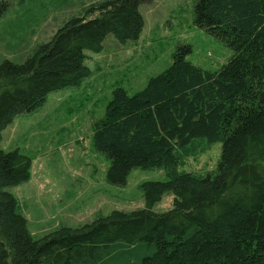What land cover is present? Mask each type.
I'll list each match as a JSON object with an SVG mask.
<instances>
[{
    "label": "trees",
    "instance_id": "trees-1",
    "mask_svg": "<svg viewBox=\"0 0 264 264\" xmlns=\"http://www.w3.org/2000/svg\"><path fill=\"white\" fill-rule=\"evenodd\" d=\"M152 1L107 0L71 18L23 64H0V142L17 115L91 75L85 51L101 52L108 36L139 40L140 7ZM6 11L0 0V19ZM195 24L233 51L227 65L204 70L181 46L143 90L115 89L94 123L112 185L136 168L166 170L167 181L143 184L146 208L35 239L7 191L30 180L32 158L0 148V264H264V0H197ZM200 138L222 144L217 175L177 173L176 149ZM168 193L172 209L154 211Z\"/></svg>",
    "mask_w": 264,
    "mask_h": 264
},
{
    "label": "rangeland",
    "instance_id": "rangeland-1",
    "mask_svg": "<svg viewBox=\"0 0 264 264\" xmlns=\"http://www.w3.org/2000/svg\"><path fill=\"white\" fill-rule=\"evenodd\" d=\"M0 19V64H23L48 43L71 18L83 16L107 0H3ZM197 0H154L143 4L141 37L126 43L108 36L104 49L85 51L91 75L78 87L51 92L44 104L17 115L3 132L0 148L18 150L32 158L28 182L8 188L35 239L61 227L78 228L113 211L146 208L143 184L168 180L165 169H133L124 185L109 183L110 161L93 145L94 123L103 117L112 93L123 88L130 96L169 68L181 46H189L186 60L216 72L227 65L233 51L226 43L195 24ZM177 173L215 177L222 144L195 139L176 149ZM166 194L154 211L172 209Z\"/></svg>",
    "mask_w": 264,
    "mask_h": 264
}]
</instances>
